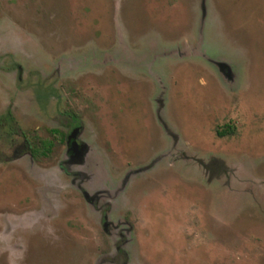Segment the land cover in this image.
Listing matches in <instances>:
<instances>
[{"label": "rangeland", "instance_id": "rangeland-1", "mask_svg": "<svg viewBox=\"0 0 264 264\" xmlns=\"http://www.w3.org/2000/svg\"><path fill=\"white\" fill-rule=\"evenodd\" d=\"M7 110L0 264H264V0H0Z\"/></svg>", "mask_w": 264, "mask_h": 264}, {"label": "flooded vegetation", "instance_id": "flooded-vegetation-1", "mask_svg": "<svg viewBox=\"0 0 264 264\" xmlns=\"http://www.w3.org/2000/svg\"><path fill=\"white\" fill-rule=\"evenodd\" d=\"M13 67L15 69V73H16V77L17 80L20 78V70H21V66L19 63H13ZM225 73V72H224ZM226 74V73H225ZM9 116L12 120V123L8 124L9 126H12L13 129L15 130V134L13 136V138L10 139V142H7L6 140H4V137L1 133L2 129L4 127H7V124L3 125V123H5L6 121L4 120V117ZM0 142H3L4 144H9L12 145L13 143H15L17 137L19 135H21L22 137V142L21 145L23 147V149L26 150V153L30 156L33 157L30 153V151L28 150L29 147V141L28 138L30 137V134L26 133V132H20L18 130V127L15 125V121L12 118V114L10 110H7L6 113L2 116H0ZM69 129L67 130V132L64 134L63 132H61L60 130H58L57 128H51L50 129V133H51V137L48 138L49 140L52 141V147L51 150L53 148L54 143L58 142H64L65 143V159L62 160V164L64 166H73V165H83L84 163V158L85 155L88 151V145L86 144V142L82 141L80 139V133L82 131V126L80 124V122L78 121V119L76 118V116L72 115L69 121ZM76 129V131L74 132V130ZM74 132V136H72V133ZM219 132L222 131H218V135H223L219 134ZM36 134V133H35ZM36 136H38L36 134ZM39 137V136H38ZM41 138V137H40ZM55 138V139H54ZM42 139H46V138H42ZM51 150L49 151V153L51 152ZM48 153V155H49ZM15 155V154H13ZM48 155H42V156H48ZM38 157V156H37ZM36 158V157H35ZM83 194H85L88 197V202L89 204L92 205H98L97 203L99 202V199H101V195L104 194L103 190L100 191H95V192H89L87 190H82ZM102 226L104 228V231L107 228L108 222H107V217L106 214H103L102 216Z\"/></svg>", "mask_w": 264, "mask_h": 264}, {"label": "trees", "instance_id": "trees-1", "mask_svg": "<svg viewBox=\"0 0 264 264\" xmlns=\"http://www.w3.org/2000/svg\"><path fill=\"white\" fill-rule=\"evenodd\" d=\"M4 120L6 122L3 123V125L7 124V127H4L1 131V133L4 137V140H6L7 142H10V139L13 138V136L15 134V130L13 129L12 126L8 125V124L12 123V120L9 116L4 117ZM222 133L223 132H219V134H222ZM28 141H29L28 150L30 151V153L33 157H37L39 155H48V153L52 147V141L51 140L42 139V138L36 136L35 133H32L30 135V137L28 138Z\"/></svg>", "mask_w": 264, "mask_h": 264}, {"label": "water", "instance_id": "water-1", "mask_svg": "<svg viewBox=\"0 0 264 264\" xmlns=\"http://www.w3.org/2000/svg\"><path fill=\"white\" fill-rule=\"evenodd\" d=\"M76 131V129L74 130V132ZM74 132L72 133V136H74Z\"/></svg>", "mask_w": 264, "mask_h": 264}]
</instances>
